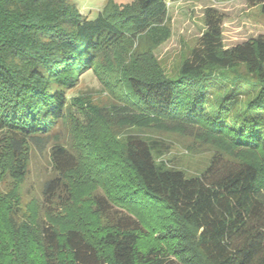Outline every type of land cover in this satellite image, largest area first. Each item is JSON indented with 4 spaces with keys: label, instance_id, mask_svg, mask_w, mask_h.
<instances>
[{
    "label": "trees",
    "instance_id": "obj_1",
    "mask_svg": "<svg viewBox=\"0 0 264 264\" xmlns=\"http://www.w3.org/2000/svg\"><path fill=\"white\" fill-rule=\"evenodd\" d=\"M246 1L264 13V0ZM167 14V0L110 2L95 19L70 0H0V264H264V34L225 47L224 14L210 7L170 75L154 56L170 36ZM89 71L120 90L118 104L70 94ZM76 110L79 146L104 149L95 173L109 178L89 225L61 230L82 151L61 128ZM113 116L215 135L232 153L218 145L189 175L157 162L137 134L122 143L110 130L98 145L91 131ZM31 148L48 150L52 168L23 203Z\"/></svg>",
    "mask_w": 264,
    "mask_h": 264
},
{
    "label": "rangeland",
    "instance_id": "obj_2",
    "mask_svg": "<svg viewBox=\"0 0 264 264\" xmlns=\"http://www.w3.org/2000/svg\"><path fill=\"white\" fill-rule=\"evenodd\" d=\"M70 1L77 5L84 17L95 19L110 2L124 4L133 0ZM167 5L168 14L165 24L169 27L170 36L154 49V56L170 75L176 74L184 57L205 32V13L210 7L224 14L222 31L225 47H231L264 34V13L260 5H251L246 0H167ZM140 46L144 49L148 47V44L144 41ZM101 79L103 80V75ZM101 79L93 71H89L80 77V83L70 91V94H88L103 107L118 104L121 101L117 95L120 90L116 88L117 92L113 91V86L105 84ZM106 79L104 76V80ZM74 118L82 121L84 117H81L77 110L73 112L67 118V126L61 128V134L64 142L71 141L77 145L78 151L82 149L79 156L81 167L70 176L74 201L68 212L60 211L63 212L61 216L59 215L58 228L61 230H66L72 224H81L84 228L89 225L92 217L95 216V195L103 192L105 182L109 178V174L95 173L97 169L95 167L99 165L95 161L96 155H100L104 149L98 148L93 152L79 146L86 134L80 128L84 123L81 122L82 124L77 126L73 122ZM105 120L108 122L109 119L105 118ZM109 121V129L96 127L91 131L92 133L87 130L91 133V139L98 145L102 143L99 139L105 137V133L110 130L108 133H113L122 143L128 135L137 134L153 146L157 162H165L168 166L180 168L189 175L199 174L208 166L218 145L224 151L232 153L230 146L218 136L187 135L181 127H167L155 117L136 116L132 119L116 121L113 116V119ZM28 164L29 172L19 189V193L23 195V203L34 196H39L44 181L50 176L52 166L49 151L31 148Z\"/></svg>",
    "mask_w": 264,
    "mask_h": 264
}]
</instances>
